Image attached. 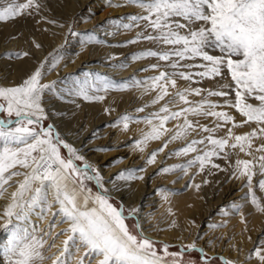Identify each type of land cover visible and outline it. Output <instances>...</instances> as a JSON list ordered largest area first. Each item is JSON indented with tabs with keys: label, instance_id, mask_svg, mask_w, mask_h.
Listing matches in <instances>:
<instances>
[{
	"label": "snow or ice",
	"instance_id": "obj_1",
	"mask_svg": "<svg viewBox=\"0 0 264 264\" xmlns=\"http://www.w3.org/2000/svg\"><path fill=\"white\" fill-rule=\"evenodd\" d=\"M128 3L138 6L145 14L131 16L130 23L114 22L117 29L139 27L143 22V31L127 43L143 39L168 46L166 50L149 48L140 51L133 59L156 57L167 62L165 67L170 69L160 70L158 75L144 80L133 79L132 86L141 88L144 94L157 93L151 100L152 105L163 101L157 111L143 117L148 131L142 132L135 141V147L143 152L150 141H159L170 133L162 147L148 157L147 163L154 164L157 154L163 152L169 143L188 141L193 133L199 135V139H191L172 153L176 156L195 153L191 159L160 170L162 173L180 170L185 176L196 166L199 172L207 168L209 175L214 174L213 169L227 172L228 169L215 163L214 158L228 161L236 149L249 156H253V152L262 153L252 159L237 158L230 178H246L244 186L248 192L244 198H250L257 210L264 212V204L255 190L258 187L264 191V179L253 185L254 176H264V143L253 148L254 138L264 135V0H128ZM0 5V21L22 14L31 15L32 11L38 12L42 7L37 0L23 3L0 0ZM89 42L91 38L84 41L85 44ZM35 46L41 47L38 43ZM211 50L220 54L213 55ZM16 55L27 57L29 53ZM197 60L201 62L196 63ZM55 66V63L51 65L52 68ZM149 67L160 69L161 65L157 63ZM44 69L45 63L41 62L22 83L0 86V99L3 101L0 103V199L15 177H23L15 181L17 186L11 193L10 202L0 213V221H3L0 228L10 233L3 249L8 264H43L46 259H51L52 264H72L81 247L85 249V256L89 257V264L96 257H101L98 264H186L184 254L197 249L195 241L181 245V250L176 252L169 251L171 245L168 243H163L158 250V241L146 235L139 223L134 225V231L126 222L137 217L139 209L131 208L125 213L123 204L119 207L114 205L99 169L87 161L78 148L62 138L55 125L44 126L43 121L48 114L43 98L55 88V82L42 83ZM225 72L231 84H220L215 89L177 87L178 79L190 83L215 80L217 77L223 80ZM103 83L107 90L110 87L107 77L103 78ZM88 87L85 81L77 95L89 100L105 98L89 95ZM193 95L201 99L190 100ZM210 97H220L223 102L213 101ZM253 100L255 103L251 102ZM145 107L147 105L137 111L144 112ZM226 108L234 109L244 119L236 121L234 115L223 110ZM208 117L214 118V127L199 122L200 118ZM181 119L182 123L179 122ZM169 121H177L175 130L166 127ZM132 122L133 117L125 113L114 126L122 125V130L127 131ZM229 123L232 127L227 129L225 136L215 135ZM252 123L257 127L247 133L237 135L233 132L234 128ZM200 145L203 148H198ZM61 149L67 150V156ZM135 179L143 180L144 176L122 170L111 183L118 191L116 181ZM88 181H95L99 191L93 192L86 183ZM194 186L199 190V184ZM162 195L164 199L168 198L163 190ZM54 205L58 206L56 211H53ZM242 207L233 202L232 211L242 215ZM49 214L54 219L45 232L32 221V217L45 220ZM228 214L226 211L225 215ZM58 223L68 227L56 236L67 234V238L53 258L45 252L46 246L50 251L56 246L55 242L53 240L48 245L45 236L51 237ZM199 251L204 253L203 248ZM253 257L259 264H264V240L247 259ZM84 259L80 257L77 264H84ZM202 262L210 264L207 253H204ZM225 264L235 262L225 260Z\"/></svg>",
	"mask_w": 264,
	"mask_h": 264
},
{
	"label": "rangeland",
	"instance_id": "obj_2",
	"mask_svg": "<svg viewBox=\"0 0 264 264\" xmlns=\"http://www.w3.org/2000/svg\"><path fill=\"white\" fill-rule=\"evenodd\" d=\"M18 2L23 3L26 0H18ZM37 2L42 5L38 12L32 11L31 15L22 14L16 18L0 21V45L7 40L11 42L14 39L18 40L17 47L0 49V76L2 77L3 73L5 76H12L14 72L19 71L17 65L24 63L29 76L41 62L45 63L42 83L55 82V88L52 92H47L43 98V105L48 114L47 119L43 121L44 126L55 125L62 138L73 146L75 142L82 140V147L76 148L87 161L99 169L104 177L105 187L111 194L112 203L117 207L123 204L125 213L131 208L139 209L137 217L129 218L126 222L134 231V225L139 223L144 232L146 231V235L158 241V250L163 243H168L171 245L169 251L176 252L181 250V245L195 241L197 249L186 251L184 254L183 259L186 264H203L204 253L210 258V264H225V260L229 259L222 252H213L212 249L215 248L234 253L241 259V264L257 260L255 257L251 260L247 257L260 245V241L264 240V212L258 211L250 202V198H244L248 192V188L244 186L246 178L238 180L230 177L237 158L252 159L253 156L258 157L262 153L253 152V156H249L236 149L228 161L214 158L215 163L228 169L227 172L213 169L214 174L209 175L207 168L204 172H199L196 166L185 176L180 170L169 173H162L160 170L174 164H183L191 159L195 153L189 156H176L172 153L185 146L191 139H199V135L193 133L188 141L176 140L169 143L163 152L157 154L154 164L147 163L148 157L154 150L162 147L170 133L159 141H150L143 152L135 147V141L141 137L142 132L148 131L143 117L157 111L163 101L161 104L152 105L151 100L157 93L153 91L144 94L141 88L132 86L133 79L144 80L158 75L160 70L170 71L165 67L167 62L159 61L156 57L133 59V56L140 51L149 48L159 51L168 47L143 39L137 43H127L135 39L137 33L143 31V22L139 27L134 26L131 29H117L115 26V23H130L131 16L145 13L138 6L128 3V0H37ZM148 31L150 32L151 29ZM87 38H91V42L85 44ZM37 43L41 45L40 48H36ZM211 51L213 55L220 54L216 50ZM23 52H28L29 56L16 55ZM53 63L56 64L55 68L51 67ZM157 63L161 65L160 69L149 67ZM144 69L148 70L144 71ZM224 75L223 80L217 77L215 80L206 79L199 83L178 79L177 87L215 89L220 84H231L228 74L225 72ZM104 77L108 78L110 84L107 90L104 88ZM85 81L89 85V95L105 98L89 100L77 95L78 89ZM4 83L0 82V86H6ZM10 84L18 85L20 80L14 78ZM189 99L199 100L201 97L193 95ZM210 99L223 102L220 97H210ZM2 102L0 99V103ZM251 102L255 103L254 100ZM145 105L147 107L144 112L137 111ZM223 110L234 115L236 121L244 119L234 109ZM125 113L133 117V122L130 123L127 131L122 130V125L114 126ZM3 115L7 118L6 113ZM179 122L182 123V119ZM199 122L214 127L212 117L200 118ZM176 123L177 121H169L166 127L175 130ZM255 126L257 125L252 123L234 128L233 132L237 135L247 133L252 128H256ZM230 127H232L231 123L215 135L225 136ZM261 143H264V136L261 138L258 135L253 140V148ZM198 148H203V145ZM61 151L67 156V150L61 149ZM77 163L83 164L82 161ZM122 170L143 175L144 179L116 181L119 189L117 191L113 189L111 181ZM22 179L23 177H15L10 182L11 187H7V192L0 199V213L10 202L11 193L17 186L15 181ZM259 179H264V176L258 174L256 180H253L254 186L258 184ZM205 180L208 183H204ZM86 183L93 192L99 191L95 181ZM195 184L200 185L199 190L196 189ZM144 190V199L137 203L138 194L143 193ZM162 190L167 194V199L163 198ZM255 190L257 196L261 197V203L264 204V191L259 190L258 187ZM233 202L243 205L242 215L232 211ZM201 206L203 208H200ZM57 207L54 205L53 211H56ZM226 211L229 212L228 215H225ZM254 211L260 214L256 221ZM53 219L51 214L45 220L32 217V221L45 232L49 230L48 226ZM173 222L175 226H172ZM67 227V224L58 223L52 236H45L48 245H51L53 240L56 245L50 251L46 246L45 255L54 258V254H58L62 249L67 234L58 237L56 234ZM149 232L157 233L158 236H151ZM169 232H180L185 242L159 237ZM9 235L8 231L0 228V264H8L3 249ZM200 248H205L204 253L199 251ZM82 256L85 257L84 264H89V257L85 256L83 247L76 253V260H73L72 264H77ZM99 259L101 257L92 259L91 264H98ZM43 264H52V260L46 259ZM235 264L240 263L236 261Z\"/></svg>",
	"mask_w": 264,
	"mask_h": 264
},
{
	"label": "bare ground",
	"instance_id": "obj_3",
	"mask_svg": "<svg viewBox=\"0 0 264 264\" xmlns=\"http://www.w3.org/2000/svg\"><path fill=\"white\" fill-rule=\"evenodd\" d=\"M58 39V38H57ZM17 41L18 40H16V39H14L12 42H11V40H7V41H5L4 43H2L1 45H0V49H9V48H11L12 46L13 47H17ZM59 41V40H58ZM60 42V41H59ZM55 44H56V42H55ZM54 47H55V45H54ZM57 47V46H56ZM22 66H23V68H22ZM17 68H18V72H14V74L12 75V76H5V74L3 73V78L0 76V82H5L4 84L6 85V86H15V85H13V84H10V82H11V80L13 79L14 80V78L16 79V80H20V83H22L23 82V80L24 79H26L27 77H28V71H26V63H24V64H18L17 65ZM21 69V70H20ZM6 78H5V77ZM3 84V83H2ZM255 127H257V126H255ZM259 136H261V138H262V136H264V135H259ZM263 141V140H262ZM81 143H82V140H80L79 142H75L74 143V146L75 147H78V146H80V147H82V145H81ZM256 177L257 176H254L253 177V180L255 181L256 180ZM144 192H145V190L143 191V193L142 192H140L139 194H138V198H137V200H136V202L138 203L139 202V200H141V199H144V196H143V194H144ZM135 202V203H136ZM1 203V202H0ZM200 208H203L202 206L200 207ZM255 209V208H254ZM259 213H257L256 211H254V220L256 221V219L259 217ZM259 220V219H258ZM143 223H144V220H143ZM146 225H144V227H145ZM146 232V231H145ZM256 232V231H255ZM157 234V233H156ZM156 234H154V233H151V232H149V235H153V236H158V235H156ZM160 235V234H159ZM159 237H161V238H165V239H169V240H175L176 242L177 241H184L185 242V240H184V238H183V236H182V234L180 233V232H169V233H167V234H164V235H161V236H159ZM160 238V239H161ZM208 244V243H207ZM217 247V246H216ZM206 248V247H205ZM204 248V249H205ZM207 249V248H206ZM208 250V249H207ZM213 250V252H215V251H219V252H222L224 255H225V257L227 258V259H229V260H231V261H234V262H236V261H238V263H242V261H241V259L239 258V257H237L234 253H229L228 251H226V250H224V251H222L220 248H215V249H212ZM209 251V250H208ZM212 253V252H211ZM221 253V254H222ZM243 259V258H242ZM245 264H259V262H257V260H252L251 262H249V263H245Z\"/></svg>",
	"mask_w": 264,
	"mask_h": 264
}]
</instances>
